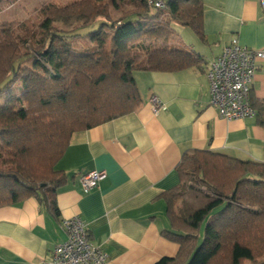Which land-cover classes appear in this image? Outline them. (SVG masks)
<instances>
[{
    "label": "trees",
    "instance_id": "trees-1",
    "mask_svg": "<svg viewBox=\"0 0 264 264\" xmlns=\"http://www.w3.org/2000/svg\"><path fill=\"white\" fill-rule=\"evenodd\" d=\"M40 13L28 46L12 23L0 28V207L34 197L57 217L66 175L56 164L71 134L134 111L141 103L134 71L202 61L178 42L172 23L203 40V2L74 0ZM62 18L78 23L58 29L53 21ZM12 79L17 89L8 88ZM177 173L178 184L160 196L169 222L161 235L178 251L154 264H264V162L188 149Z\"/></svg>",
    "mask_w": 264,
    "mask_h": 264
},
{
    "label": "crops",
    "instance_id": "crops-1",
    "mask_svg": "<svg viewBox=\"0 0 264 264\" xmlns=\"http://www.w3.org/2000/svg\"><path fill=\"white\" fill-rule=\"evenodd\" d=\"M201 40L172 23L178 42L202 56L177 71L133 72L141 103L132 112L73 132L56 168L66 181L56 194L58 216L34 197L0 207V264H43L66 239L61 221L80 217L90 242L106 254L104 264H154L174 257L178 245L165 239L169 228L160 196L179 182L177 166L188 149L220 152L264 162V59L250 90L255 115L227 121L209 102L207 66L232 38L264 50V8L260 0H202ZM164 108L153 111L151 96ZM106 176L84 191L80 177Z\"/></svg>",
    "mask_w": 264,
    "mask_h": 264
},
{
    "label": "built area",
    "instance_id": "built-area-1",
    "mask_svg": "<svg viewBox=\"0 0 264 264\" xmlns=\"http://www.w3.org/2000/svg\"><path fill=\"white\" fill-rule=\"evenodd\" d=\"M151 8H163L164 0H146ZM264 8V0H260ZM264 59V50L250 49L236 38L230 39L220 55L207 66L209 102L220 117L227 121L249 118L255 115L250 102V90L257 69V62ZM154 112L164 106L156 96H151ZM104 171L93 170L80 177L84 191L96 188L104 179ZM66 239L57 243L50 257L43 264H104L106 254L93 245L88 237L84 221L73 216L61 221Z\"/></svg>",
    "mask_w": 264,
    "mask_h": 264
},
{
    "label": "rangeland",
    "instance_id": "rangeland-1",
    "mask_svg": "<svg viewBox=\"0 0 264 264\" xmlns=\"http://www.w3.org/2000/svg\"><path fill=\"white\" fill-rule=\"evenodd\" d=\"M74 0H13L0 2V28L2 23H12L14 33L22 40L24 46H28L30 41V33L39 34V29L36 27L43 16L40 9L48 4L64 5ZM97 1V0H96ZM99 2H107L108 0H98ZM125 9L130 8V4L121 3ZM121 11H114L115 17L120 15ZM78 23L77 19L62 18L53 21V24L62 30H68ZM4 26V24H3ZM6 27V26H5ZM28 62V60H27ZM19 82L11 80L8 83L9 89H17ZM3 101V96L0 98Z\"/></svg>",
    "mask_w": 264,
    "mask_h": 264
}]
</instances>
